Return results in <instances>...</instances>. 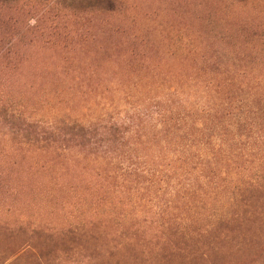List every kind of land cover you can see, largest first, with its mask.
Listing matches in <instances>:
<instances>
[{
	"label": "rangeland",
	"instance_id": "rangeland-1",
	"mask_svg": "<svg viewBox=\"0 0 264 264\" xmlns=\"http://www.w3.org/2000/svg\"><path fill=\"white\" fill-rule=\"evenodd\" d=\"M118 1L0 0V264H264V0Z\"/></svg>",
	"mask_w": 264,
	"mask_h": 264
},
{
	"label": "trees",
	"instance_id": "trees-1",
	"mask_svg": "<svg viewBox=\"0 0 264 264\" xmlns=\"http://www.w3.org/2000/svg\"><path fill=\"white\" fill-rule=\"evenodd\" d=\"M119 5L118 0H99L98 2H95V0H89V8H96L99 7V9L103 13H110L113 14L115 10H117V6Z\"/></svg>",
	"mask_w": 264,
	"mask_h": 264
}]
</instances>
